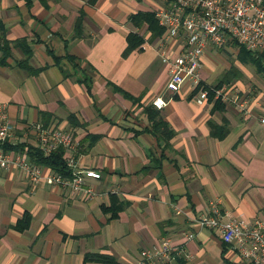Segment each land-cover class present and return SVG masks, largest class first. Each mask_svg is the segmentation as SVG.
<instances>
[{
	"label": "crops",
	"instance_id": "1",
	"mask_svg": "<svg viewBox=\"0 0 264 264\" xmlns=\"http://www.w3.org/2000/svg\"><path fill=\"white\" fill-rule=\"evenodd\" d=\"M168 4L0 0V60L4 40L11 46L0 62V104L16 127L14 140L36 146L32 136L23 137L27 124L68 129L79 144V168L101 173L86 178L95 192L89 195L31 183L13 164L0 169V264H83L90 253L109 254L119 264H155L142 260L141 250L163 238L180 247L174 264H246L194 218L217 203L227 219L264 222V102L254 94L245 109L235 102L212 109L213 102L194 101L188 80L178 92L165 90L164 33L153 37L129 17ZM80 17L83 34L74 37ZM129 32L145 42L124 55ZM22 38L36 74L18 65L27 57L13 42ZM169 43L173 51L179 42ZM213 50L207 48L201 68L210 85L224 73L210 66ZM229 87L243 102L245 89ZM158 95L166 100L161 109L152 104ZM149 106L173 131L168 141L154 131ZM11 150H26L33 161L28 146ZM112 204L123 205L116 217L105 210Z\"/></svg>",
	"mask_w": 264,
	"mask_h": 264
},
{
	"label": "built area",
	"instance_id": "2",
	"mask_svg": "<svg viewBox=\"0 0 264 264\" xmlns=\"http://www.w3.org/2000/svg\"><path fill=\"white\" fill-rule=\"evenodd\" d=\"M159 24L164 27V41L159 50L167 66L165 90L178 92L188 80L196 91L194 101L203 105L209 101L210 93L222 102H235L245 109V102H238L230 95V87L203 83L201 68L207 48H216L230 42H237L252 52H264V0H169L167 6L155 9ZM179 43L176 50L168 51L171 40ZM152 104L161 109L166 100L156 96ZM264 122V118H262ZM16 127L9 122L6 106L0 104V169L13 164L20 168L31 183H47L69 189L74 193L95 192L86 185V178H100L101 173L92 168L78 166L79 144L72 132L61 127L47 128L41 124L25 125L23 137H33L36 146L44 155L63 148L64 160L71 170V176H63L48 170L33 161L27 151L6 150L4 144L14 140ZM194 221L203 228L216 231L222 242L234 246L246 264H264V222L246 217L225 218L217 203H212L208 213L200 214ZM187 238H192L187 234ZM180 247L170 239L141 250L142 260L155 264H174Z\"/></svg>",
	"mask_w": 264,
	"mask_h": 264
},
{
	"label": "trees",
	"instance_id": "3",
	"mask_svg": "<svg viewBox=\"0 0 264 264\" xmlns=\"http://www.w3.org/2000/svg\"><path fill=\"white\" fill-rule=\"evenodd\" d=\"M83 17V14H81ZM80 17L76 23L75 31H74V37H80L83 33L81 32V19ZM132 24L135 26H141L143 24L147 25V29L151 32V35L153 37L160 36L164 33L165 29L159 24V21L156 17L155 11H139L135 14H132L129 17ZM127 47L124 50V55L130 53L131 51L135 49H142V45L145 42V39L143 36L139 35L136 32H129L127 35ZM234 44H237L239 46L238 48V59L243 63H252L256 69L264 73V52H252L247 50L244 46L239 45L237 42L233 41ZM13 45L15 47H19L23 50L24 54L26 55V59L19 61L18 65L26 70H28L32 74L38 73V69L33 68L29 64V59L31 57V48L26 41V39L22 38L19 40H15L13 42ZM2 50H3V57L1 58L0 62L6 63L5 59L10 56V42L8 40H4L2 44ZM69 59L73 60L72 57L68 56ZM57 62L59 63V58H56ZM230 74L228 71L223 74V77L221 80L214 85L215 87H220L224 84V82H229V76ZM124 95L130 97L128 94L124 93ZM210 102H213L212 109H221L224 107L225 103L222 102L219 98L214 99L213 92L210 93ZM146 112L148 116L152 119L153 128L154 131L160 133V137L165 140H169V138L173 135V131H171L166 123V121L160 117V114L158 113V110H155L153 107L149 106L146 108ZM169 129V130H168ZM222 136V134H220ZM167 140V141H168ZM4 148L6 150H22L25 146H28V153L31 157V159L43 166L48 168L50 171H53L55 173L61 174L63 176H71V170L66 165V162L64 160V149L59 148L55 151H53L50 155H44L42 150L39 149L37 146L34 145H28L25 142H17V144H11L9 141H7L4 145ZM123 208V205H115L112 204L109 207H105L106 211L111 212L112 217H116L118 215V212ZM224 243V242H223ZM225 245H228L224 243ZM183 260H179V264H183ZM83 264H119L116 259L109 255V254H103V253H90L87 254L84 258Z\"/></svg>",
	"mask_w": 264,
	"mask_h": 264
},
{
	"label": "rangeland",
	"instance_id": "4",
	"mask_svg": "<svg viewBox=\"0 0 264 264\" xmlns=\"http://www.w3.org/2000/svg\"><path fill=\"white\" fill-rule=\"evenodd\" d=\"M238 48L239 46L234 44V42L214 48L215 50L212 51L214 54L209 55L208 58L211 60L210 66H219V69L224 68L222 72L226 73L228 71L230 73L227 75L230 81L224 82V84L229 86L237 85L240 90L241 88L245 89L246 92L242 91L243 98L241 97V101L250 102L253 99V95L256 94L264 102V73L259 72L250 62H241L237 58Z\"/></svg>",
	"mask_w": 264,
	"mask_h": 264
}]
</instances>
